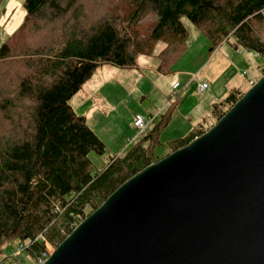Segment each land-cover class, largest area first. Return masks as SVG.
Instances as JSON below:
<instances>
[{"label":"trees","instance_id":"obj_1","mask_svg":"<svg viewBox=\"0 0 264 264\" xmlns=\"http://www.w3.org/2000/svg\"><path fill=\"white\" fill-rule=\"evenodd\" d=\"M82 3L24 0L23 22L0 46V66L14 57L26 69L15 72L13 94L0 86V127L4 120L12 126L0 138V241L24 242L33 260L45 242L56 246L117 186L162 157L154 147L172 108L124 154L92 171L89 153L102 155L105 145L69 99L99 65L132 67L140 55H154L158 71L168 72L186 48L183 17L216 46L232 39L235 49L264 57V0H126L122 14L105 5L88 24ZM150 15L154 20L142 33L138 24ZM37 37L46 40L33 47ZM18 41L23 44L15 49ZM159 42L164 46L155 53ZM241 94L213 104V121L199 123L168 152L207 130Z\"/></svg>","mask_w":264,"mask_h":264},{"label":"water","instance_id":"obj_2","mask_svg":"<svg viewBox=\"0 0 264 264\" xmlns=\"http://www.w3.org/2000/svg\"><path fill=\"white\" fill-rule=\"evenodd\" d=\"M41 264H264V73L131 175Z\"/></svg>","mask_w":264,"mask_h":264},{"label":"rangeland","instance_id":"obj_3","mask_svg":"<svg viewBox=\"0 0 264 264\" xmlns=\"http://www.w3.org/2000/svg\"><path fill=\"white\" fill-rule=\"evenodd\" d=\"M23 1L0 0V46L23 22ZM105 5L109 12L122 14L127 4L126 0H83L84 22L88 24L97 18ZM153 20V15L147 16L139 22L138 29L145 33ZM182 21L188 30L186 48L170 64L168 72L158 71V59L154 55H140L132 67L104 63L69 99L77 114L87 115V124L105 145L104 154L89 153L93 172L106 167L112 157L124 154L172 108L169 123L160 131L159 143L154 147L155 156H164L171 143L188 136L201 117L209 113L211 101L219 103L231 92H245L262 75L264 57L250 50L235 49L231 40L216 46L188 18L183 17ZM40 40L46 39L37 37L31 45L38 46ZM22 44L18 41L15 49ZM163 46L164 43H157L155 53ZM12 60L14 57L0 66V86L7 87L3 92L8 94L16 91L15 72L26 70ZM174 83L179 84L177 88H173ZM201 83H205L206 88L200 92ZM24 102L29 100L24 99ZM135 114L142 115L146 121L152 118L140 134L133 126ZM11 128V123L4 120L0 138L9 134ZM89 209L87 207L85 211ZM46 243L45 247H48L50 243ZM17 245L16 239L0 241L2 264H39L26 248L14 255Z\"/></svg>","mask_w":264,"mask_h":264},{"label":"built area","instance_id":"obj_4","mask_svg":"<svg viewBox=\"0 0 264 264\" xmlns=\"http://www.w3.org/2000/svg\"><path fill=\"white\" fill-rule=\"evenodd\" d=\"M254 81V80H253ZM253 81H250V83H252ZM179 84L178 83H174L173 84V88H176ZM206 88V84L205 83H201L199 85V91H203ZM152 121V118H149V120H145L144 117L140 114H135L134 118H133V126L134 128L137 130V134H140L143 130L146 129L148 123H150ZM48 244V242L46 243ZM51 245V244H50ZM48 244V247H45V249L41 252L40 256H38L35 259V262H39V264H41L44 259L51 253V251L53 250ZM26 244L23 243H18V245L16 246V250L13 252L14 255L19 254L24 248H26Z\"/></svg>","mask_w":264,"mask_h":264},{"label":"crops","instance_id":"obj_5","mask_svg":"<svg viewBox=\"0 0 264 264\" xmlns=\"http://www.w3.org/2000/svg\"><path fill=\"white\" fill-rule=\"evenodd\" d=\"M231 41H232V39H230ZM229 40V41H230ZM230 41V42H231ZM223 42V41H222ZM221 42V43H222ZM219 45V44H218ZM240 49V48H239ZM238 50V49H237ZM140 57V56H139ZM138 59V58H137ZM211 60V59H210ZM209 60V61H210ZM195 76V74H193V77ZM255 80V79H254ZM178 87V86H177ZM176 87V88H177ZM214 104V101H211L210 103H209V106H211L210 107V111H209V113L206 115V116H202L201 117V120L199 121V122H197L196 124H195V126H197L199 123H201V122H203L204 120H207L208 122L210 121V120H213V116H212V114H211V112H212V105ZM81 115H84L83 113H81ZM85 116V118H86V120H87V115H84ZM195 126H194V128H195ZM124 147V146H123Z\"/></svg>","mask_w":264,"mask_h":264}]
</instances>
